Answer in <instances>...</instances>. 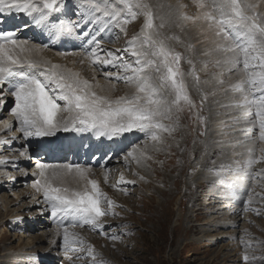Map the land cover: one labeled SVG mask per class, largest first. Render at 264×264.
<instances>
[{
	"label": "snow or ice",
	"instance_id": "1",
	"mask_svg": "<svg viewBox=\"0 0 264 264\" xmlns=\"http://www.w3.org/2000/svg\"><path fill=\"white\" fill-rule=\"evenodd\" d=\"M67 2L0 0V17L23 14L31 18L35 26L45 29L52 39L75 37L81 40L83 48L79 54L84 59L94 66L118 68L116 73L105 72V77H115L116 81H123L135 91L115 98L100 94L96 91L100 85L82 78L79 72L42 58L34 59L42 47L27 39H18V29L0 30V87L9 85L8 92H0V96L10 94L15 98L12 114L23 137H51L63 131L91 133L97 139L112 140L139 131L154 142V147L162 143V134L174 131L163 121L171 119L173 110L181 111L183 105H194L188 95L185 74L180 69L181 55L168 47L164 39L158 38L149 6L143 0H76V19L57 16L52 21L53 14L62 13ZM199 7L207 9L199 18L215 30L219 41L216 50L226 54L224 63L230 66L229 70L240 72L241 79L233 85L232 91L239 93L241 98L234 106L240 108L245 117L251 116L255 109L259 137L264 140V19L255 14V6L246 0H208L207 4L200 0ZM140 13L145 17L143 28L127 41L123 50L134 61L125 59L123 54L117 55L119 49L102 55L105 50L101 33L115 28L126 34V25ZM183 19L190 18L184 16ZM85 24L89 25L87 29ZM92 25L99 27L94 30ZM163 26L162 23L160 27ZM241 63L242 68L239 67ZM191 75L199 81L195 71ZM111 88L114 90L115 84H111ZM165 92L174 98L167 99L162 94ZM61 101L63 106L59 103ZM20 154L23 156L26 152ZM129 158L137 164L150 159L147 145L134 147L124 157L126 162ZM253 163L249 160L248 167ZM36 167L38 178L32 186L42 194L51 209V216L58 218L66 251H75L76 245L84 243L70 228L88 225L102 231V218L117 214L115 201L102 191L97 180L89 178V167L44 163H38ZM68 177L82 187H70ZM118 183L134 184L135 181H125L121 174ZM122 190L127 193L126 189ZM111 239L118 237L112 236ZM88 254L93 261L96 260L93 246L88 247ZM248 259V256L244 257L245 261Z\"/></svg>",
	"mask_w": 264,
	"mask_h": 264
},
{
	"label": "rangeland",
	"instance_id": "2",
	"mask_svg": "<svg viewBox=\"0 0 264 264\" xmlns=\"http://www.w3.org/2000/svg\"><path fill=\"white\" fill-rule=\"evenodd\" d=\"M153 1L154 0H143L144 3H153ZM186 3L188 7V2ZM76 11L77 9L75 7L71 8L66 15L67 19H76ZM63 15L64 13L53 14L51 19H53L52 21H55L57 16L63 18ZM21 17H0V30H21L22 32L17 31V38H20L21 33H24L23 25L27 24V22L20 26L18 24L19 22L16 24L11 21L20 20ZM22 18L25 19L24 17ZM153 22L156 21L153 19ZM169 22L171 23V26L176 29V23L172 19H170ZM144 23L145 17L140 13L132 23L130 22V24H132L131 27L126 25V31L129 33V36H127L128 41L131 40L133 36L140 33ZM86 26L87 25H85L84 28ZM113 32H115L114 38L107 42H102V48L106 50V52L109 50L116 52V48H120V52H117V55L123 54L124 58L133 62L134 58L127 56V54L123 52L127 47V41L122 43V38H124L121 35L122 32L118 29ZM20 39L27 38L21 37ZM165 40L168 47L178 53L180 52V64L183 67L182 72L184 74L186 73L187 76H192L191 73L193 71L188 68L191 64L188 62L189 55L183 54L182 49H178L176 47L177 44H173L177 41V38L169 36L168 39L166 38ZM32 41L30 40L29 42L42 45L38 40ZM73 41V45H75V43L83 45L81 40L77 39V42H75L74 39ZM45 44L50 45V43ZM67 44H69V42H65L64 46L68 48V52H77L78 49L76 46L73 47L70 46V44L67 46ZM192 46L193 49H191ZM192 46H188V49L183 47V49L187 52H194V55H196L195 53H199V51L196 52V47H194L196 45L194 44ZM41 47L43 48V45ZM110 47L115 48L113 49ZM46 51L52 50L46 49ZM52 53L54 52L52 51ZM105 54L106 53H103L102 55ZM193 58L195 59V62L191 57L190 61L194 64V67L196 66L195 64L197 61V66L200 67L195 70V73L198 72L199 76L202 78L196 82L198 87H201L203 85L202 83H206L207 81L211 82V86H214L216 84V76L220 74V66L212 61L211 63L202 64V66H200L201 62L199 59H197L196 56ZM52 63L59 64L65 68L68 65V63L65 64L64 61ZM84 63L85 65L79 61H74L73 66L78 68L81 64L83 65L81 70H85L86 72L93 69H91L89 64L86 65V61H84ZM118 71L119 69L116 68L112 72L116 73ZM185 76L186 75H184V81L188 95L194 106L189 107L183 105L182 109L184 111L181 110L182 113H180L176 127H178V133L180 130L188 132L184 151H187V159H190L191 165L193 164L192 169H183V163L178 156L173 157L168 168L163 166V159L161 161L158 158V156L163 153L167 155L172 153L169 151L171 146L170 141H172V137L178 136V134L175 136L173 135L174 131H172L171 134L166 132L163 133L162 143L156 144L155 147L153 146L154 142L146 137L147 148L149 150L151 148L150 152L153 151L149 156L150 159L145 161L146 176L141 174L137 167L134 168V170L137 171L131 173L130 169H132L133 166H131L130 162L128 164H125L124 162L121 164L115 163L110 168V165H108L106 170L112 171V168H114L115 173L108 177L109 180H107L105 184L108 189L106 194L110 199H114L113 201L118 205L114 209L117 214H109L102 218V223L104 225L102 231L94 230L88 225L70 228V231L77 233L84 241L83 244L75 246V251L65 250L63 245V233L60 234L58 238L54 235L55 226L59 227L60 225H55L54 223L50 224L49 219H47V211L35 216L38 207L41 206L44 210L47 204L43 202V198H41L42 194L40 195L37 193L32 186L37 178L33 179V177H29L25 174V170L26 173L29 172L27 170L31 169L33 164L30 166H26L25 164L32 160H39L40 162L49 165L82 164L85 167H89L91 170H93L92 167L97 170L100 168L102 162L107 164L114 159V153L110 154L108 151L105 152V148L101 147L103 146V143L106 142L105 139H102L101 142V138L97 139L91 133H80V138L83 136V139H80L81 141L83 140L84 142V140H86L90 144H93L94 142L97 143V146L95 144L93 145L96 149L94 148L90 151L82 149L84 150L82 152H77L76 149L71 148V146H68V143L65 142L66 136L70 137L72 134L71 132H66L69 136L66 135L62 139H52L54 143L67 147L71 152V157L69 159L68 155L65 160L60 162L53 161V159L54 157L61 155V153H51V150L53 149L44 147L46 146V142L42 141L46 140V138L50 139L53 136L44 138L37 137L38 140H34L33 138L32 149H22V151L26 152L23 156L20 154L22 152L20 149L19 151L15 150L18 146L17 141H19L17 138L12 140L11 143L0 145V160L6 161V163H0V170L4 172V176H9L6 180L0 182V264H22L19 263L20 261L16 262L14 256L23 259L28 258V260L23 261V264H101V262L102 264H264V140L262 144L258 128L252 131L251 134H256L257 132V137L254 136L251 139L256 138L260 143L259 146H263L261 147L260 154H258L259 157H257L258 162L256 160L252 167L247 170V173L250 175L249 179L252 178V183L248 182L247 184H244L242 186L243 188H241L242 192L240 193L238 192L240 186L237 185L239 187L235 188V185L231 184L234 181L233 177L235 176V172L230 168H222V165L215 164L218 158H222L223 154L221 151L212 156L211 162L213 163L212 166H214L212 169L211 166L205 164L200 166L199 161L196 159V157L199 156V153L195 150L199 144H202L205 141L203 134H205L204 132H206L207 129V121L201 112L203 113L205 110L203 105L207 104L208 101H205V98H203V96H206L204 95L205 91L202 90L203 88L198 89V94H195L193 90L191 91ZM89 77L90 79L88 80L91 82V80H93L92 74H90ZM225 77L226 74L222 72L220 76L222 82L226 80ZM95 78H97V80L103 79L102 82L106 80L101 77ZM110 82L115 84L113 98L127 95V90H129V88L132 89L123 81L113 82L110 80ZM191 86L194 85L191 84ZM223 87L224 85L216 87L215 90H213V87L210 88V95L213 98L216 96L215 99H212L211 105L217 103V96L219 99L222 98V95H219V93ZM226 95L227 93L224 94V96ZM223 98L224 99L221 100L227 99L226 97ZM59 103L63 106L62 101ZM11 104V109H13L15 107L14 99L13 101L11 100ZM220 108L219 110L223 112L224 106L222 105ZM253 111H255L254 108ZM222 112L220 115H224V112ZM64 115L67 114L65 113ZM3 120L8 121L7 118L0 115V123ZM172 124L173 123L170 125L172 126ZM126 134L127 133L117 138L122 141ZM176 140H179L180 142L181 138H177ZM136 145L144 146V144L141 143H134L129 145L130 147L123 149L121 153L116 156L122 160L123 157H125ZM33 148H36V150H33ZM98 148L101 149V151H99ZM27 151H29L30 154H34L33 157L27 156ZM184 151L182 150L180 153L183 154ZM152 154H154L153 159H151ZM97 155L99 156L98 158L96 157ZM108 155L109 157L106 159L105 156ZM115 166L119 167V169ZM116 170L118 172L120 170H126L127 175L122 173L123 171L116 174ZM152 171L156 173L155 176L152 175ZM182 171H185L186 173ZM172 172H175L173 174L174 178L175 176L176 178L170 183V185H164L162 178L157 177L159 173L165 176ZM121 174H123L124 178L126 177V181H135V183H117L119 181L117 179ZM219 174L221 175V181L218 183L216 178ZM3 175L1 174L0 177ZM196 176H203L205 186L202 189L197 186L195 192L194 190L191 192V187L189 186H191V181ZM207 179H214V185ZM176 183L178 184V188ZM122 189H126L127 193L125 194V191ZM156 189H161L165 193V196L163 197L161 194H156ZM172 190H176L175 192H177V196H174L175 199H170L169 197V193H171ZM131 191L132 193H130ZM221 192L224 193L225 199L221 198V196H223V194L221 195ZM191 196H201V198L205 200H199L198 202L192 203ZM185 197H187V200H184ZM213 198L217 199V201ZM214 201L216 203L215 205L213 204ZM200 202H202V205L199 206ZM38 203L40 204L38 205ZM224 203H227V205L229 203V207H234V209H232L233 212L237 210V214L234 213L235 215H231L232 218H235L232 219L229 216L227 220V222L235 227L234 230L226 228L224 225L210 228V224H207V221L211 219V217H214V219L216 217H221L219 216L220 211L215 213V210L211 209L210 212H207L211 204L215 207H225L226 204ZM5 204L8 205L9 212L4 209ZM185 214L187 216L184 217V219H188V225L186 226L194 225L195 227V232L188 235H185V231H183L185 221L182 220V222H180L178 219L182 218ZM10 216L14 217V221L8 225L3 224L2 219ZM65 223H67V221H65ZM35 225H43L45 226V229L37 230L36 228H33ZM43 231L48 232L50 235L48 234L49 236H45L44 240L39 241ZM222 232L223 234H221ZM112 236H117L118 239L113 240L111 239ZM89 246L94 247L95 261H93L92 257L88 254ZM245 256H248L249 258L247 261L244 260Z\"/></svg>",
	"mask_w": 264,
	"mask_h": 264
},
{
	"label": "bare ground",
	"instance_id": "3",
	"mask_svg": "<svg viewBox=\"0 0 264 264\" xmlns=\"http://www.w3.org/2000/svg\"><path fill=\"white\" fill-rule=\"evenodd\" d=\"M186 2H188V5H189L188 7H187ZM204 2L207 4L208 0H204ZM246 2L254 5L255 8L253 11L255 12V14L257 16H259L261 19H264V0H246ZM145 3L149 6V8L153 14V19L156 21L153 23L155 25L156 31L159 33L158 38L165 40L166 38L168 39L169 36L176 37L177 41L174 42L173 44H177L176 47L178 49H182L183 54H188L189 60L191 57V59L195 62V59L193 57L196 56L197 59H199V61L201 62L200 66H202V64L211 63V61L216 62L217 65L220 66V68H219L220 74L218 76H216L217 77L215 80L216 84L214 86H211V84H210L211 82L207 81L206 83H202L203 85L201 87L200 86L198 87V85L196 84L197 80L193 76H190V75L187 76V74L185 73V75H186L185 79L187 80L191 91L193 90L195 94H198L197 93L198 89L203 88L202 90L205 91L204 95H206V96H203V95L202 96H203V98H205L204 99L205 101L206 100L208 101L207 104L203 105V108H205V110L203 111V113L201 112V114L204 115V117L207 121V129H206V132H204L205 134H203L205 141L202 144L198 143L199 146L197 148L195 147L196 148L195 151H197L199 153V156L196 157V159L199 161L200 166L205 164L207 166H211V169H212L214 166H212L213 163L211 162V158L216 153L221 151L223 154L222 158H218V160L215 164L222 165V168H226V167L230 168V169H232L233 172H235V176L233 177L234 181L231 184L235 185V188H238L240 186L238 192L239 193L242 192L241 188H243L242 186L244 184H247L248 182L252 183V178L249 179L250 175H249V173H247V170L250 169L254 163L251 165V167H248V161L252 160V161L256 162V160H257V162H258L257 157H259L258 154H260L261 149H262L261 147L263 145L259 146L260 143H259V141L256 140V138L251 139L254 136L257 137V132H256V134H251L252 131H254L256 128H258V131H259L258 122H255L256 121L255 111L252 112L251 116L245 117L244 115H242V110L240 108H237L234 106V104L236 102H238L241 98L239 93H234L232 91L233 85L238 83L239 80L241 79L240 72L237 71L236 69L229 70L230 66L224 63L226 54L216 50V46H217V43L219 41L215 35V30L209 28V24L207 21L199 18V17H201L202 13L207 10V9H202L199 7L200 0H154L153 3H148V2H145ZM75 4H76V0H68L67 4L65 5L64 10L62 12V13H64L63 18L67 19V17H66L67 13L70 11L71 8L75 7ZM248 14L251 15L252 12H249ZM19 16L20 17L22 16L25 19H23L21 17V19L19 20V23H18V20L17 21H11V22L16 23V24L17 23L22 24V23L27 22L28 26L26 28L24 27V30H23L24 33H21V37L27 38L29 41L30 40L31 41L32 40H35V41L38 40L40 43H42L43 46L47 45V47L42 48L43 50L39 54L34 55V57H33L34 59H41L42 58V59L50 61L51 63L64 61L65 64L68 63L66 68L71 69L74 72H79L81 77L84 79H87V80L90 79L89 76H90V74H92L93 80H91V82L93 84L98 83L100 85V87L96 89L97 92H99L100 94H104V95H111L112 97L114 96V90L111 88V84H113V83L110 82V80H112L113 82H122V81H116L115 77H113L111 79L106 78L104 73L105 72H112L113 70L116 69L115 67H112V66L103 67L101 65H96V66L92 65L90 63V61H88L87 59H84L79 54L83 48V45H80V43H77V44L75 43V45H73L72 42H74L73 41L74 39H75V42H77V39L75 37L67 38V39H60V40L52 39L49 37V35L45 29H41L40 27L35 26L34 22L31 20V18L26 17L23 14H21ZM184 16H187L190 19L185 20V19H183ZM170 19H172L176 23V25H177L176 29H174L171 26V23L169 22ZM7 20H9V19H7ZM24 20H26V21H24ZM51 20H53V19H51ZM162 23L164 26L160 27V25ZM85 25H87L85 27V29H87L89 27V25L88 24H85ZM127 26L131 27L132 24L129 23ZM98 27H99L98 25H92V28L94 30L98 29ZM18 31L22 32L21 30H18ZM113 31H116V29L112 28L111 31L106 29V32L101 33L100 39L102 40V42H107L109 40H112V38H114V34H115V32H113ZM121 35L124 37V38H122L123 39L122 43H125L126 41H128V37H127V36H129L128 31H126V34L122 32ZM20 38H18V39H20ZM44 42L50 43V45L45 44ZM65 42H69L70 46H73V47L76 46L79 51L77 50V52H73V51L68 52V48L66 46H64ZM69 44H67V46H69ZM194 44L196 45V46H194V47H196V50H197L196 52L199 51V53H195L196 55H194V52H187L186 50L183 49V47L188 49L187 48L188 46H192ZM103 47H104V45H103ZM65 48H67V49H65ZM110 48L114 49L115 47H110ZM46 49L52 50L55 54L52 53V51H46ZM118 49H120V48H116V50H118ZM191 49H193V46L191 47ZM72 53H77V54L73 55ZM104 53H106V50ZM56 54H58V55H56ZM227 55H230V54H227ZM127 56H130V55L127 54ZM82 59H83V61L87 62L86 65L89 64L91 69L93 68L91 71L89 70V72H86L85 70H81L83 65H85L84 62L82 63L83 65L80 64V66L78 68H75V66H73L74 61L81 62ZM197 62L195 64L196 65L195 67H194V64L191 63L188 66V68L192 71H195L198 68H200L199 66H197ZM239 67L242 68V63ZM182 68L183 67L181 65L180 66L181 71H182ZM222 72H224L226 74V77H225L226 80L224 82H221V79H220ZM195 74H196V76L199 77L200 80L202 79L201 76H199L198 72ZM95 77H101V78H104L106 80L104 82H102L103 79L97 80V78H95ZM191 84H193L194 86H191ZM200 84H201V82H200ZM222 85H224V87L222 88V90H220L221 92L219 93V95H222V98L219 99L217 96V98H216L217 103L211 105L212 99H215L216 96H214V98H213L210 95V90H211L210 88L213 87V90H215L216 87H219ZM191 87H193V88H191ZM8 88H9V85L6 84L5 86L0 87V91L7 93ZM134 91L135 90L133 88L132 89L129 88V90H127V95L132 94ZM225 93H227L226 96H224ZM162 94L169 100L174 98L172 96H168V94L166 92L162 93ZM199 94H200V92H199ZM223 97H226L227 99L225 98L226 100H221V99H224ZM13 99L15 101V98L13 96H11L10 94H4V95L0 96V100H2V104H0V115L4 116L5 118L8 119V121L3 120L0 123V145L4 144V143H11L12 140H14L13 137H15V139L17 138L19 140V141H17L18 146L15 150L19 151V149H20L22 151V149H24V148L32 149L33 138H34V140H38V139H37V137H29V138L25 139L23 137V134L19 131V124L16 121L14 115L12 114V109H11V105H12L11 100L13 101ZM222 105L224 106V111H223L224 115H220V113L222 111H220L219 108ZM197 106H198V104H197ZM180 113H182V112L173 110V112L171 113V119L170 120L166 119L163 121V123H165L166 125H170L171 123H173L172 124V127L174 128L173 135L175 136L178 134V136L172 137L173 139H172V141H170L171 146H170L169 151L172 153L170 155L163 153L162 155H159L158 158L161 161L163 159V161H164L163 166L168 168V166L171 164V162L173 160V157L178 156V158H180L181 162L183 163V167H184L183 169H187V170L190 169L191 170L193 164L192 165L190 164V159H187V153H186L187 151H184V149L186 147V142H187L186 138L188 137V135H187L188 132L180 130L178 133L177 132L178 127H176L177 126V120L180 117ZM71 133H72L71 136L67 137L66 135H68V134H66V132L60 131V132H57L56 135H54L52 138H50V139L46 138V140H42V141L46 142V146H44V147H47L49 149H53V150H51L52 151L51 153H53V154H56L58 152L61 153V155L54 157L53 161H59V162L63 161L67 158L68 155H69L68 159L71 157V152L67 147L62 146V145H58L52 141V139H55V138L62 139L64 136H66L65 142L68 143L67 145L68 146L70 145L71 148L76 149L77 152L78 151L82 152L85 149H87L89 151L94 149V148L96 149V147L93 146L94 144L97 146L96 142H94L93 144H90L86 140H84V142H83V140L82 141L80 140L81 138L83 139V136L80 138V136H81L80 133H75V132H71ZM177 138H181V141L179 142V140H176ZM102 139H105L106 142H104L103 146H101V147L105 148V152L108 151L110 154L114 153V156H113L114 159L112 158L113 160L107 164L102 162L100 168L97 170L94 169V167H92L93 170H91V172L89 173V178L97 180L99 185H100V188L102 189L103 192L106 193V191L108 190L105 186V184L107 182V181H105V176L107 175V180H109L108 177L111 174L115 173L114 168H112L113 169L112 171L106 170L108 168V165H110L109 166V168H110L115 163L121 164L124 162L125 164H128L130 162L131 166H133L132 169H130L131 173L133 171H137V170H134V168L137 167V169L139 168L138 171L141 174L146 176L145 161H147L148 159H145L140 164H137L134 160H131V158H129V161L126 162L124 157L122 160H120V158L116 156L119 153H121V151L123 149H125L126 147L127 148L130 147L129 145H132L134 143H141V144L146 145L147 144L146 143V136L144 133H141V132L138 133V131H133V132L127 133L122 141H120L118 138H114L112 140H109L107 138L102 137L100 140L101 142H102ZM240 140H242V141H240ZM238 141H240V142L237 143ZM261 141L263 144V140H261ZM158 144H160V143H158ZM195 145H197V144H195ZM136 146H138V145H136ZM136 146H134V147H136ZM149 146H151V145H149ZM158 146H160V145H158ZM82 149H84V150H82ZM33 150H36V148H33ZM98 150L101 151V149H99V148H98ZM150 150H151V148H150ZM150 150L147 148V156H150V154L153 152V151L150 152ZM182 150L184 151L183 154L180 153V151H182ZM243 151H244V153H243ZM27 152H28L27 156L33 157L34 154H30L29 151H27ZM173 152H175V153H173ZM155 154H156V152H155ZM98 155L96 156L97 158L99 157ZM109 155L105 156L106 159H107V157H109ZM153 156H154V154H152L151 159H153ZM115 157H117V158H115ZM263 157H264V155H263ZM169 158H170V160H169ZM239 158H241V159H239ZM186 160H188V161H186ZM185 161H186V163H185ZM262 161H263V159H262ZM38 163H43V162H40L39 160H37V161L32 160L31 162L26 163L25 164L26 166H30L33 164V167L31 169L27 170V171H29L27 173L25 170V174H27V176H29V177L30 176L33 177V179L38 178V171L39 170L36 167V165ZM81 166H84V165L81 164ZM115 167H117V166H115ZM117 168L119 169V167H117ZM237 168L244 169V171H241V172L234 171ZM154 169H156V168H154ZM122 171L120 170L118 172L116 170V174H119L121 172L125 173V174L127 173L126 170L125 171L122 170ZM253 171H254V168H253ZM182 172H185V171H182ZM3 173L4 172L0 170V175L1 174L3 175ZM173 173H175V172H172V173L165 175V176H163L162 174L159 173L157 177L162 178V182L164 185H166V184L170 185V183H172L173 180H175V178H176V176L174 178ZM135 174H136V172H135ZM155 174L156 173L154 171H152V175L155 176ZM8 177H9L8 175L7 176H4V175L1 176L0 182H2L3 180H6ZM252 177H253V175H252ZM119 179H120V177L117 180H119ZM125 179H126V177H125ZM207 180L210 181V183L214 185V183H215L214 179H207ZM216 180L218 181V183L221 181V175L220 174L217 176ZM68 185L70 187H73V188L82 187V185H78L77 183H75V181H73L71 177H68ZM192 185L194 186V189H193ZM237 185H239V186H237ZM176 186L178 188L177 183H176ZM197 186L200 187L201 189L204 188L205 185H204L203 176H196L195 178H193V180L191 181V186H189V187H191V192L193 190L195 192V189L197 188ZM262 187H263V185H262ZM156 191H157L156 194H161L163 197L165 196V193L161 189H156ZM175 191L176 190H174V191L172 190V192L169 193L170 199H172V198L175 199V197L177 196L176 195L177 192H175ZM130 193H132V191ZM39 194L41 195V193H39ZM222 194H223V196H221V198L225 199L224 193L221 192V195ZM166 195H168V194H166ZM41 198H43L42 195H41ZM112 200H114V199H112ZM184 200H187V197H185ZM199 200H205V199H202L201 196L200 197L199 196H196V197L191 196V202L192 203L198 202ZM214 200L217 201V199H214ZM43 202L45 203L44 199H43ZM40 203H38V205ZM213 204L214 205L216 204L215 201ZM213 204H211V206L209 207V210L207 212H210L211 209L215 210L214 211L215 213L220 211L219 216H221V217H216L215 219H214V217H211V219H209L207 221V224H210V228L211 227L215 228L216 226L224 225V227L234 230L235 227L232 226L231 223L227 222V220H228L229 216H230V218H232L231 215L233 216L234 213L237 214L236 213L237 210H235L233 212L232 209H234V207H229L228 206L229 203H228V205H227V203H224V204H226L225 207H215V206H212ZM6 205L7 204L4 205V209L9 212L8 205L7 206ZM200 205H202V202H200L199 206ZM235 207H237V206H235ZM224 210H226V211H224ZM45 211L48 212V218L47 219H49L50 224L54 223L55 225H58L59 224L58 218H53L51 216V209L48 206V204L44 210L41 206H39L36 215L35 214L34 215L37 216L38 214H42ZM186 216L187 215L185 214L183 217L181 216L182 218H178V219L180 222H182V220L185 221V227L183 228V231H185V235H188L190 233L195 232V227H194V225L186 226V225H188V219L187 220L184 219V217H186ZM210 216H212V215H210ZM243 217H244V215H243ZM13 218H14L13 216H10V217H6V218L2 219L3 224L8 225L9 223L13 222L14 221ZM233 218H235V217H233ZM33 228H36L37 230L38 229H45V226L35 225V227H33ZM62 233H63V229L60 226L59 227L55 226L54 235H56L58 238L59 235ZM48 234H49L48 232L43 231V233H41L40 238L38 237L39 241L44 240V237L47 236ZM221 234H223V232ZM18 255H19V253H18ZM14 260L16 262L20 261L19 263L23 264V261L28 260V258L23 259L21 257L14 256Z\"/></svg>",
	"mask_w": 264,
	"mask_h": 264
}]
</instances>
